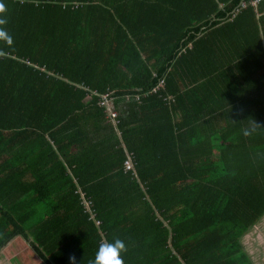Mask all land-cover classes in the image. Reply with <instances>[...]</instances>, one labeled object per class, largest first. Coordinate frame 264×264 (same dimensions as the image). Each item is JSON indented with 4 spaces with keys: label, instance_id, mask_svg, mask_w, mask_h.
I'll return each instance as SVG.
<instances>
[{
    "label": "trees",
    "instance_id": "16d2710c",
    "mask_svg": "<svg viewBox=\"0 0 264 264\" xmlns=\"http://www.w3.org/2000/svg\"><path fill=\"white\" fill-rule=\"evenodd\" d=\"M3 2L0 251L87 264L118 237L125 264H252L264 0Z\"/></svg>",
    "mask_w": 264,
    "mask_h": 264
},
{
    "label": "clouds",
    "instance_id": "9594fccd",
    "mask_svg": "<svg viewBox=\"0 0 264 264\" xmlns=\"http://www.w3.org/2000/svg\"><path fill=\"white\" fill-rule=\"evenodd\" d=\"M23 2V0H21ZM7 7L3 0H0V41H4L7 45L11 46L13 43V37L6 31V26L8 24V17L6 15ZM0 55H3L0 52ZM251 127L243 129L244 135H251L252 132L256 131L257 129L264 127V124H261L258 121H251ZM127 172V171H126ZM83 200V205L86 201ZM90 203V210L87 211L84 205L85 211L90 214V218L93 219L94 215L91 211L92 204ZM96 225L99 223L98 221L95 222ZM99 225V224H98ZM127 252V245L124 240L114 237L112 240H104L99 245L97 250L94 253V258L89 259L87 264H125L123 253ZM70 264H76V257L75 255L69 256Z\"/></svg>",
    "mask_w": 264,
    "mask_h": 264
},
{
    "label": "rangeland",
    "instance_id": "374dc122",
    "mask_svg": "<svg viewBox=\"0 0 264 264\" xmlns=\"http://www.w3.org/2000/svg\"><path fill=\"white\" fill-rule=\"evenodd\" d=\"M243 245L253 249V263L264 264V221L252 228L247 235L241 238ZM246 243V244H245ZM23 242L12 241L0 251V264H40L29 258L28 252L23 247Z\"/></svg>",
    "mask_w": 264,
    "mask_h": 264
},
{
    "label": "crops",
    "instance_id": "0c3cea01",
    "mask_svg": "<svg viewBox=\"0 0 264 264\" xmlns=\"http://www.w3.org/2000/svg\"><path fill=\"white\" fill-rule=\"evenodd\" d=\"M263 221H264V216L259 220V222H258L256 225L261 224ZM256 225H254L252 228H255ZM252 228H251V229H252ZM251 229H250V230H251ZM250 230H249V231H250ZM249 231H248V232H249ZM248 232H247V233H248ZM247 233H246L245 235H247ZM245 235H244V236H245ZM240 243H241V240H240ZM245 244H246V243H245ZM241 246H242L244 252L246 253V255L248 256V258L250 259L251 263L254 264V263H253V260H254V259H253V253H254V252H253V249H252L251 247H249L247 244H246V245H243V243H241ZM263 249H264V245H263Z\"/></svg>",
    "mask_w": 264,
    "mask_h": 264
},
{
    "label": "built area",
    "instance_id": "2783aa9c",
    "mask_svg": "<svg viewBox=\"0 0 264 264\" xmlns=\"http://www.w3.org/2000/svg\"><path fill=\"white\" fill-rule=\"evenodd\" d=\"M261 0H253L252 4L256 5L260 2ZM124 169L125 171H132L133 170V166H132V162L130 158H127V160L124 162ZM86 210L89 211L90 210V203L89 202H85L84 203ZM99 223H97L98 225Z\"/></svg>",
    "mask_w": 264,
    "mask_h": 264
},
{
    "label": "water",
    "instance_id": "95a60500",
    "mask_svg": "<svg viewBox=\"0 0 264 264\" xmlns=\"http://www.w3.org/2000/svg\"><path fill=\"white\" fill-rule=\"evenodd\" d=\"M108 112H110V111H108Z\"/></svg>",
    "mask_w": 264,
    "mask_h": 264
}]
</instances>
